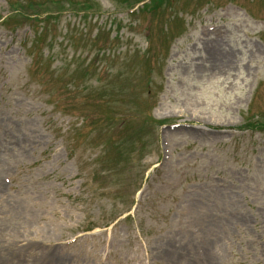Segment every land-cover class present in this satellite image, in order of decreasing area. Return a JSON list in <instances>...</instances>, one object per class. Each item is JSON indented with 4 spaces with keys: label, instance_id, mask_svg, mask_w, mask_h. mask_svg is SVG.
Returning <instances> with one entry per match:
<instances>
[{
    "label": "rangeland",
    "instance_id": "1",
    "mask_svg": "<svg viewBox=\"0 0 264 264\" xmlns=\"http://www.w3.org/2000/svg\"><path fill=\"white\" fill-rule=\"evenodd\" d=\"M46 1L0 0V15L68 5ZM125 1L96 0L88 18L64 10L36 48L40 24H0V252L264 264V0ZM108 53L109 67L78 79ZM112 138L137 150L118 162Z\"/></svg>",
    "mask_w": 264,
    "mask_h": 264
},
{
    "label": "bare ground",
    "instance_id": "2",
    "mask_svg": "<svg viewBox=\"0 0 264 264\" xmlns=\"http://www.w3.org/2000/svg\"><path fill=\"white\" fill-rule=\"evenodd\" d=\"M5 170V169H3ZM2 171V170H0ZM6 188V185L1 181V176H0V192H4V189ZM11 209L12 211L16 212V214H29V212L31 211V207L26 205V204H22V203H16V202H12L11 203ZM38 217L40 220L44 219V214L42 212V210L40 209L38 211ZM240 221H244L243 218L239 219ZM214 242V241H213ZM214 245V243H213ZM218 247L217 241L214 245L213 249H216ZM43 256H44V251L40 250L39 256H38V263L37 264H43ZM210 259H212L211 261H209L208 264H216L213 255L210 257ZM20 256L18 254H14V258L11 259L10 261H8L6 254H3L0 252V264H20Z\"/></svg>",
    "mask_w": 264,
    "mask_h": 264
},
{
    "label": "trees",
    "instance_id": "3",
    "mask_svg": "<svg viewBox=\"0 0 264 264\" xmlns=\"http://www.w3.org/2000/svg\"><path fill=\"white\" fill-rule=\"evenodd\" d=\"M161 1V0H160Z\"/></svg>",
    "mask_w": 264,
    "mask_h": 264
}]
</instances>
